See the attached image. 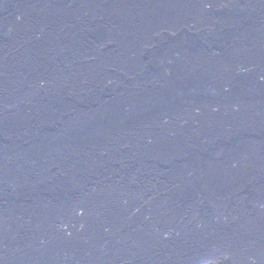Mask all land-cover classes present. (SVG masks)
<instances>
[{
    "label": "water",
    "instance_id": "95a60500",
    "mask_svg": "<svg viewBox=\"0 0 264 264\" xmlns=\"http://www.w3.org/2000/svg\"><path fill=\"white\" fill-rule=\"evenodd\" d=\"M208 1L200 9L203 0H0V76L6 74L0 77V224L8 214L19 219L11 228H2L7 243L1 248L0 264H37L38 258H42L39 264H63L65 255L60 256L57 247L50 250L57 241L87 249L96 239L106 256L130 246L135 239L122 244L115 241L118 235L84 237L86 229L72 212L111 186L135 190L140 196L137 201L143 199L152 207L160 221L157 228L149 229L151 239L164 236L176 243L181 237L202 235L210 230L194 234L190 229L198 221L210 222L212 227L218 217L224 219L219 226L236 225L237 212H249L253 204L258 218L250 220L246 214L249 219L242 223L251 221L261 227L264 0ZM168 10H173L171 15ZM110 13L119 25L128 27L130 36L135 35L134 49L129 48L128 37H120L122 30L117 36L122 43L101 47L110 30L105 20ZM60 17L72 18L78 26L82 20L90 24L81 35H89L95 44L84 51L75 46L57 52L58 60L67 66L64 83L51 68L52 58L43 56L44 76L56 83L42 81L33 91L31 77L21 76L18 69L17 60L24 65L25 54L14 60L3 55L22 36H16L15 30L19 33L24 30L18 29L34 24L37 28L41 21L55 22ZM30 37L41 38L34 33ZM30 50L36 57L37 51ZM123 53L131 65L122 64ZM98 56L108 58L99 61ZM228 75L233 80L224 87L218 79ZM190 101L201 106L192 111ZM167 112L183 116L164 121L168 124L156 137L149 136L141 144L122 141L120 146V140L134 138L135 130ZM6 118L10 124L2 121ZM110 136L122 137L111 145V152L103 151L96 158V148L106 146ZM155 138L162 144L156 145ZM84 142L95 154L91 162L74 163L72 168L53 165L63 151L79 155ZM243 158L249 164L241 177L226 180L212 174L224 168L231 174L235 159L243 165ZM18 170H23L21 175L31 171L30 178H17ZM204 176L214 182L211 190L196 186ZM199 197L200 206L195 200ZM171 198L176 206L161 205ZM185 203L190 207L180 209ZM27 214L41 217L43 225L33 227V216ZM231 216L233 221L226 218ZM63 220L72 225L69 233L64 232ZM155 242V250L164 257L172 254L170 243ZM101 243L105 244L102 250ZM36 248L40 257H31ZM205 264L211 260L205 259Z\"/></svg>",
    "mask_w": 264,
    "mask_h": 264
},
{
    "label": "bare ground",
    "instance_id": "6f19581e",
    "mask_svg": "<svg viewBox=\"0 0 264 264\" xmlns=\"http://www.w3.org/2000/svg\"><path fill=\"white\" fill-rule=\"evenodd\" d=\"M205 2H209L208 0H203L201 3L200 9H203V4ZM210 5V4H209ZM170 8V7H169ZM173 10H168L167 14L171 15ZM110 13L108 16L105 17L106 24L110 28L108 32V36L105 38V40L101 43V47L104 48L107 45H117L119 43L118 40L121 41V38L118 39L117 36L120 35V37L127 38V44L130 49H134L137 43H134V36H130V32L127 26L119 25L117 21L113 20ZM119 14V13H117ZM205 16V15H204ZM72 17V16H71ZM195 22H199L197 20H194ZM53 22V23H52ZM73 20L72 18H69L68 20H64L58 18L55 22L48 19L44 21V23L41 21L39 23V26L35 28L34 25H27L26 27H22L18 29L21 32H17V30L14 31V34L17 36L18 34H22L21 37L16 38V41L14 44L9 48L7 52L4 53L3 57H8L11 59H15L18 54L23 52L25 54L24 58V65H21L19 61L18 63V69L20 71V75L24 77H31L30 86L32 87L33 91H36V88L39 87L42 83V81H46L49 85L54 86L56 83L55 80L52 78L48 79L45 78L42 66H43V60L41 59L43 56H46L52 58V66L51 68L54 69V73L56 74V77H61L60 80L62 81L66 74H67V66L62 64L60 60L56 57L57 52L64 50L65 48H79L80 51H84L85 49H88L91 45H94L95 43H91L92 39L89 35H81L84 27L90 25L87 24L82 20V23L78 25L72 24ZM104 22V21H103ZM52 25V26H49ZM82 27V30L80 29ZM25 28V29H23ZM26 31V32H25ZM127 31V34H126ZM30 34L27 37H25V34ZM31 33H34V35H40L41 38L39 40H33L30 36ZM15 36V37H16ZM29 37V38H28ZM125 39L123 40V43L126 42ZM122 43V41L120 42ZM134 43V44H133ZM132 44V45H131ZM131 45V47H130ZM33 49L34 51H37L36 57L33 56L30 52ZM41 53V54H39ZM56 53V54H54ZM54 54V55H53ZM120 54V53H119ZM106 60L108 57H99L98 60L100 61ZM3 58H0V64L3 63ZM28 61H31L32 64H27ZM122 64L127 63L128 65H131L127 54L123 53V56L121 57ZM99 66H101L100 62L98 63ZM97 64V65H98ZM75 64H73L74 66ZM40 67V71L36 68ZM208 68V67H205ZM203 69V71H206V69ZM191 65L186 66V70H190ZM215 69L219 70V67L215 66ZM197 70V68H196ZM98 71V68L96 69ZM194 69L189 71V73H193ZM187 72V71H186ZM188 73V75H189ZM205 75V72H202L201 77ZM37 76H40L39 79L36 78ZM92 76V75H91ZM1 79L6 78L5 73H1ZM188 77L184 75V78ZM38 79V80H36ZM67 79V78H66ZM227 79V82H226ZM220 83L224 87H227L231 85V82L233 80L232 75H228L226 78H219ZM45 82V83H46ZM54 82V84H53ZM61 83H64L62 81ZM192 111L197 110L201 104L196 103V101H190L189 102ZM191 111V110H190ZM169 114L166 115H159L158 120L152 121L148 126L138 128V130H135V134H132V136H135L134 138H128V139H121L122 136H110L108 138L109 143L106 146H103L102 148H96V158L100 155V153L104 152H111L112 149L111 145H115L116 143H119L120 146L122 144V141L125 142H132L133 140L136 141V143L141 144L143 140H146L147 137L152 136L156 137L157 134L160 133V130L166 128V124L164 121L170 120L173 117H181L183 115L175 114L174 112H167ZM1 114L4 117L9 116L5 112H1ZM5 123H9L8 118L5 120H2ZM154 128V130H153ZM156 130V131H155ZM155 131V133H154ZM133 139V140H132ZM120 140V141H119ZM157 144H162V140H159L158 138H155V142ZM85 145H81V151L79 155L70 153H65L63 151L61 154L63 156H60L61 159L54 163L53 165L57 164V166L64 165L67 168H72L71 166L75 165L74 163H85V162H91L95 158V154L91 152L89 145L87 143H83ZM89 144V143H88ZM140 147V146H139ZM138 147V148H139ZM88 148V149H87ZM92 155V156H91ZM90 157V158H89ZM243 165L240 161L235 159V163L237 166H235L233 169L230 170L227 168H224L223 171H216L212 174L217 175L221 179L226 180H232L234 178L241 177L243 173H245L244 168L246 165L249 164L248 158H243L242 160ZM86 164V163H85ZM52 165V167H53ZM62 167V166H61ZM23 170H18L17 178H30V172L25 171L24 175H21V172ZM39 172V171H37ZM11 179H15L14 177ZM163 186V185H162ZM196 186L200 187H206L208 190H211L214 187V182L208 177L204 176L200 179L199 182H197ZM197 187V188H198ZM161 191H163L161 187ZM140 196L135 192V190H127V189H121L116 187H109L104 189L102 192H100L97 196L89 197L88 199L84 200L85 203L81 207H74L72 209L73 214H77L79 217L76 220L81 221L82 229L85 230L84 237L91 236V235H107L109 237H118L115 241H118L122 244H126L129 241H132V239H135L130 246L124 247L123 250L118 251V253L114 255H103L101 254L99 248H97L96 242L97 240L94 239L92 245L87 248L83 249L76 248L75 246H69L64 245L62 242L57 241L51 246L50 250L53 251V248L57 247L56 252L61 256L65 255V258H63V264H111V262L114 260V264H119V261H123L124 264H205V259H210L211 264H264V218L262 219L261 227H258V224H253V222L249 221L247 223H242L246 219L251 218L257 219L258 216H255L256 212H254V204L252 205V208H250L249 212L242 213V211L237 212V222L238 224L226 227L219 226L224 222L222 218L218 217L216 221L213 223L212 221V227H209L210 222L206 221H198L195 223V225L190 229V231L194 230V234H198L200 230H210V232H206L202 235H194L192 236L195 238L196 241H191L190 238L192 237H181L180 240H177L176 243H173L175 239L166 240L164 236H160L162 238H158L160 241H164V244L172 245V248L174 249L172 254L170 256H165L164 253H161L159 250H155V246L157 247V243L155 239H151V236L149 234L152 227L157 228L158 223L160 221V218L156 214H152V207L145 203V201L140 199ZM150 199L154 198V195L149 196ZM197 202V205L200 206L201 204V198L195 199ZM177 201L172 200V198L169 200L162 202L161 205L165 207V205H172L175 204ZM258 202V201H257ZM256 202V203H257ZM179 205V203L177 204ZM191 205V204H190ZM187 203L180 206V209H188ZM125 206V207H124ZM129 206L131 211H128L127 208ZM162 206V207H163ZM176 206V204H175ZM183 206V207H182ZM195 207V205H192ZM247 206V205H246ZM254 207V208H253ZM264 208V204L262 206ZM179 208V206H178ZM260 209V208H259ZM253 210V211H252ZM147 211V212H146ZM40 212H45L44 210ZM134 212V213H131ZM149 212V214H148ZM162 212L164 210L162 209ZM167 212V210H166ZM165 212V213H166ZM182 212V210H181ZM180 212L179 219H181L184 215ZM246 214L250 216L249 218L246 217ZM26 216L32 217L33 215L27 214ZM132 216H136V218L132 220L130 219ZM4 220H6L8 223L6 225L3 224V219L0 224V251L2 246H4L7 242H4L2 240V230L4 232V229L2 228H11L12 225L17 224L19 222V219L12 218L11 215H6L3 217ZM33 224L32 226L37 227V225H43L42 218L41 217H35L33 216ZM61 218V217H59ZM230 220L234 219L231 217H226ZM156 219V222L154 220ZM221 220V223H219ZM244 220V221H243ZM259 219L258 221H260ZM233 221V220H232ZM46 221H44L45 223ZM148 222V223H147ZM146 223V224H145ZM156 223V224H155ZM259 223V222H258ZM259 223V224H260ZM46 225V224H44ZM63 227H65V233H69L71 231L72 225L67 223V220H63L62 222ZM13 228V227H12ZM214 228V229H213ZM14 231L17 233L19 230ZM189 231V232H190ZM205 231V230H204ZM104 233V234H102ZM186 233V232H185ZM188 233V232H187ZM168 236H171L169 232H167ZM157 238V237H155ZM155 240V241H153ZM100 249L102 250L105 246L104 243H101ZM40 249V248H39ZM40 251H38V248H36L35 252L31 253V257H40ZM67 257V258H66ZM72 260H69L71 259ZM37 264L42 262V258H38Z\"/></svg>",
    "mask_w": 264,
    "mask_h": 264
}]
</instances>
